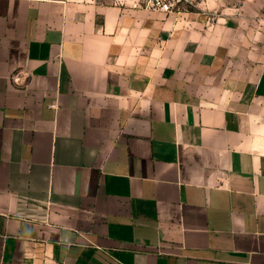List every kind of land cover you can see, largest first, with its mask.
<instances>
[{
	"label": "crops",
	"instance_id": "crops-1",
	"mask_svg": "<svg viewBox=\"0 0 264 264\" xmlns=\"http://www.w3.org/2000/svg\"><path fill=\"white\" fill-rule=\"evenodd\" d=\"M0 264H264V21L0 0Z\"/></svg>",
	"mask_w": 264,
	"mask_h": 264
},
{
	"label": "rangeland",
	"instance_id": "rangeland-1",
	"mask_svg": "<svg viewBox=\"0 0 264 264\" xmlns=\"http://www.w3.org/2000/svg\"><path fill=\"white\" fill-rule=\"evenodd\" d=\"M102 2L135 3L144 0H101ZM174 10H206L214 14L246 13L264 21V0H173Z\"/></svg>",
	"mask_w": 264,
	"mask_h": 264
},
{
	"label": "built area",
	"instance_id": "built-area-1",
	"mask_svg": "<svg viewBox=\"0 0 264 264\" xmlns=\"http://www.w3.org/2000/svg\"><path fill=\"white\" fill-rule=\"evenodd\" d=\"M135 6H144L148 9L171 12L174 10L173 0H144L134 3Z\"/></svg>",
	"mask_w": 264,
	"mask_h": 264
}]
</instances>
